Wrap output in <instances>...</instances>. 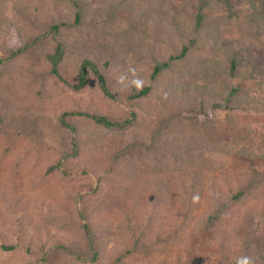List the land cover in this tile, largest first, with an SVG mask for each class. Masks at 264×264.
I'll use <instances>...</instances> for the list:
<instances>
[{"label": "trees", "instance_id": "1", "mask_svg": "<svg viewBox=\"0 0 264 264\" xmlns=\"http://www.w3.org/2000/svg\"><path fill=\"white\" fill-rule=\"evenodd\" d=\"M97 1L98 4L90 0H0V79L6 80L8 77L13 87L21 84L25 93L27 91V96L24 94L22 98L10 95L16 100H10L6 92L0 91V133H5L11 141L25 140L27 145L33 147L34 150H29L34 155L50 157L45 175L59 173L65 179H74L85 177L92 170L95 176H99L94 186L71 192L75 194L73 201L69 200L45 215L35 216L39 208L35 210L36 213L30 214L26 209L16 210V207L10 206L12 218L8 222L16 230V241L1 243L0 247L8 251L23 249L30 259L22 264H126L125 256H133L147 245L150 248L158 242L162 222L155 221L163 218L159 214L162 203L180 195V210L176 215L182 219L178 221L173 216V222L169 224L172 227L171 235L175 237L194 219L192 212L198 207L196 197L200 196L204 183H211L214 174L220 172L223 181L221 193L212 190L214 184L207 193L209 201H215L218 206L197 226L211 231L218 224L227 227V221L219 220L224 210H240L247 193L264 184V171L260 169L250 167L249 176L239 181V176L226 167L233 154L264 159V130L256 135L257 142L249 140L235 148L214 138L213 109L240 107L255 112L264 111L263 98L232 83L237 78L248 76L252 79L254 72H260L256 60L250 56L239 57L240 48H232L221 36L220 11L228 10L226 18L237 17V2L159 0L162 3L159 11L152 14L151 22L161 31L162 38L157 36L156 39H162L160 42L164 49L158 47L151 50L154 55L149 60L154 62L149 74L150 81L136 84L131 82L135 74L131 69H120L124 72L119 78L117 67L119 63L126 65L123 61L125 58L129 61L127 66L139 59L140 67L146 56L143 43L151 34L147 22L149 18L144 20L136 12L142 9L146 0ZM127 7L132 8L130 14L122 12ZM249 9V17L245 21H253L258 26L252 40L261 45L258 33L264 30V0H250ZM137 29L142 30L143 34L132 36ZM11 32L18 37L19 44L9 48L5 38ZM200 40L211 46L213 50L209 53L226 76L222 91L213 87L216 77L208 83L203 78L195 77L202 69L189 57L201 46ZM75 51L79 53V60L68 64L69 57ZM244 53L249 55L248 51L244 50ZM23 58L29 64L44 62L47 66L41 67L35 74L24 73L22 80L21 71L16 70L20 68L15 67L14 62ZM182 63H189L194 69L188 77L173 74L171 70ZM10 65L15 67L14 71H11ZM32 69L26 68L28 73ZM114 74L116 78H110ZM44 75L53 78L48 88L43 81ZM263 81V78L256 81L258 89ZM55 84L70 88L73 92L90 88L99 98H102L101 94L110 100L117 98L115 90L118 89L125 99L117 114L102 112L89 102L84 104L83 109H64L56 114L46 108L42 113L36 103L42 98L38 104L46 105ZM139 99L155 103L150 107L151 110L155 109L158 117L149 124V131L143 134L145 136L125 140L124 133L137 119ZM15 144L3 153L7 155L13 152ZM130 159L133 161L127 165ZM12 168V174L19 171L17 165ZM182 172L188 176V182L181 187L171 176L162 175L180 176ZM101 177L104 183L111 186L117 185L118 181L122 185L124 181L126 184L129 182L126 190L140 192L141 198L136 196L132 202H141V209L131 206L123 213L125 220L119 226L128 229L132 240H122V246L113 244L116 243L113 238L117 233L109 230L104 220L108 209L112 205H119L112 203V188L102 197L94 195ZM132 193L127 196H132ZM66 196V200L71 199L70 194ZM121 196L126 200V195ZM71 203L72 206H68L71 208L68 215L70 220L67 214L64 216L62 213L65 206ZM95 211L97 223L92 215ZM250 214L256 216L253 211ZM237 217L235 224L227 227L223 240L245 243L247 252L249 243L256 241L255 236L263 230L253 231L250 242L246 241L248 233L242 228L240 231L234 228L240 221ZM1 219L3 221L4 217ZM49 222L52 223L48 225ZM0 223L2 225L4 221ZM26 225H32L33 230H18V227ZM49 226L63 230L65 241L51 234ZM7 227L11 229L10 225ZM211 232L213 236L217 235V231ZM258 256L251 252L228 264H264V255L260 254L259 261L256 259Z\"/></svg>", "mask_w": 264, "mask_h": 264}, {"label": "rangeland", "instance_id": "2", "mask_svg": "<svg viewBox=\"0 0 264 264\" xmlns=\"http://www.w3.org/2000/svg\"><path fill=\"white\" fill-rule=\"evenodd\" d=\"M30 1L32 2L34 0ZM233 1L234 4L237 2L236 6H238V15L235 18H229V16L226 18V15L229 14L228 10L223 9L220 11V16H222L220 18L222 21L220 24L221 36L228 41L232 48H240V53L238 54L239 57L249 58L250 56V58L256 60L255 62L258 63L261 73L256 71L254 72L252 79L247 78V76L241 79H233L232 83L249 90L251 93H257L264 99V81L259 89L256 87V81L262 78L264 80V30L258 33L260 35V43L262 42L261 45H258L257 42L252 40V37L255 36V33L258 31V26H256L255 23H252V20V22L245 21L246 17H249L248 13L250 10V0H244L243 2L242 0ZM90 2L98 4L97 0H90ZM161 3L162 2L159 0H146V4L141 7L142 9H138L140 11H136L141 18H144V20L149 18L147 22L151 34L150 37H147L145 39L146 41L143 43V53L146 56L143 57L142 65H140V67L139 59L131 62L129 64L131 66H127V63H129L127 58L123 59V61L126 62V65L119 63V66L117 67L119 78L124 72L120 70L123 68L125 71H127V69H131L135 73L133 75V79L131 80L133 83L137 84L150 81L149 74L152 70L151 66L154 62L151 61V59L149 60V58L154 55V52L151 50L158 47L159 49H164L163 43L160 42L162 39H156L157 36L162 38L161 31L158 29V26H153L154 24L151 22V19H153L152 14H155V11H159ZM179 6L180 5H178V7ZM214 7L220 8V6L217 5ZM131 10L132 8L127 7L124 8L122 12L130 14ZM162 18H164V16H162ZM124 26H126V24ZM152 26L153 29L151 28ZM133 32L135 33L132 34V36H138V34L142 33V30H134ZM5 39L9 48L19 44L17 40L18 37H16L14 32L8 34ZM199 43H201V46H199L193 55H191L192 57H189L202 69L195 77L203 78L204 82L207 83L210 82L213 77H216L213 87L219 88L220 91L224 90L222 88L224 82L226 81V76L222 73V69L215 64L214 57H212L209 53V51H212L213 49L211 46L204 44L202 40H200ZM244 50L248 51L249 55H246ZM155 56L157 57L158 55L155 54ZM78 60L79 53L75 51L74 55L69 57L68 64L69 62H72V64L76 63ZM14 65L15 67L20 68L16 70L21 71L20 78H22V80L25 78V74H35L40 71L41 67L45 68L47 66L44 62H38L35 65L29 64L25 58L16 60ZM15 67H11V65L9 66L11 71H14ZM29 67H32L33 69L28 73L26 68ZM113 69L115 70L114 65ZM171 70L174 71L173 74H180L188 77L194 69L189 63H182L177 64L176 68L173 66ZM110 78L115 79L116 75L114 74ZM8 80V77L6 80L4 78L0 79L1 92H6V95L9 97L11 95L13 97L19 96L22 98V95L24 97V94L27 96V91L25 93V89L23 88L24 86L18 84L17 87H13ZM160 80L161 78L157 81ZM43 81L46 82V87L48 88L50 87V83L53 82V78L51 76L44 75ZM199 83H201V81H199ZM53 88V94L48 100V103H46L47 106L45 103L44 106L42 103L38 104L41 102L42 98L36 103V106L42 111V113L46 108H48V110L52 109L51 112L54 111L56 114L64 109H74L79 107L83 109L84 104L89 102L91 106L102 109L100 110L102 112L108 113L109 111H112L117 114L120 104L122 105L123 100L125 99V95L121 94L118 89L115 90L117 98L110 100L101 94L99 95L102 98H99L96 93L90 90V88L84 90L83 92H73L70 88L57 84L53 85ZM8 89L13 93L11 94V92H8ZM61 89H63V91H61ZM259 96L258 98H260ZM10 100L16 99L10 97ZM141 100L142 99H139L140 105L136 106V110L138 111L136 121L124 133L125 140L136 136L141 137L143 134L146 135L149 131V124L152 123L154 118L158 117L157 113H155V109L151 110L150 107L154 106L155 103L148 99ZM211 112L215 128L214 138L231 145L234 148L240 147V145L249 140L257 142L256 135L264 130V111L255 112L251 109L244 110L240 107H236L235 109L226 110L213 109ZM6 137L7 135L5 133H0V158L2 159L0 160V222L4 221L2 225L0 223V246L1 243L10 244L15 243L16 241V230L14 231L12 225L8 222L11 221L10 219L12 218L10 206L16 207V210L26 209L30 214L36 213L35 210L39 208L40 211L34 215H45L49 210H52L57 206L62 207L63 204L68 203L69 200L73 201L75 194L73 195L71 192L88 190L89 187H92L95 183H97L98 180L96 178L99 177L98 175L95 176L90 169L87 176L76 177L74 179H65V177L61 176L59 173H49L48 175H45V168L51 161L50 157L48 158L47 155H34L33 151L29 150H34L33 147L30 144L27 145L25 140L15 139L14 141H11L8 140L9 138L7 137V142ZM14 144L15 146L13 148V152H9L7 155L6 153H3ZM132 161L133 159H130L127 162V165L132 163ZM13 165H17L18 169H16L19 170L16 174H12L14 171V168H12ZM226 167L231 170L234 175L239 176V181H241L243 177L249 176L248 173L250 171V167L264 171V159L233 154L226 164ZM209 174L212 176V173ZM162 175L171 176L170 178L177 182L179 187L188 182L186 181L188 176L185 175L184 172H182V175L180 176L167 175L166 173ZM221 178V173L216 172L212 177L211 183H204L200 196L196 197L198 207L192 212L195 215L194 219L191 221L190 226H187L186 228L184 227V230L179 231L175 237L171 235L172 227H169V224L173 222V216L177 217L176 213L180 210V195L178 194L177 196L171 198L169 202L162 203L160 207L163 208L159 207V214H161L163 218L155 221L159 222L161 220L162 222L161 232L157 235L158 242L150 248L147 245L145 249L137 251L133 256H125L124 262L126 264H228L232 260L250 255L251 252H255L257 256L259 255L258 258H256L259 261L260 254L264 255V184L247 193L245 204L242 205L240 210L236 212L224 210V215L219 217V220L227 221V227H230L235 224L236 221L234 219L238 216L237 218H239L240 221L234 228L237 229V231H240L242 228L245 233H248V239L246 241L249 242L252 238L251 235L254 234L253 231L263 230L258 233L254 239L258 241L259 244L256 241H251L249 243L250 249L247 252L244 248L245 243H240V241L237 240H232L231 242L223 240L224 233L228 230L225 225L222 226L221 224H218L217 228H213L211 230L214 233L217 231L216 236H213L211 231L202 230L201 227H197L200 224L199 222L205 220L207 216L216 210L218 206L215 201L212 203L209 201L210 198L207 197V193L211 191L213 184L214 189L212 190L221 193L220 189L223 187V181ZM101 180L102 181L98 182L97 191L94 195L98 198L99 196L102 197L105 192H108L110 187L112 188L113 192L111 193V198L114 197L112 203H119V205H112L110 210L108 209L106 212L104 220L108 225L107 227H110L109 230H115V233H117L113 238V242L116 243L113 244L122 246L123 244H121V241L124 240V242H126L132 240V235L128 232L127 228L119 225L125 220L123 213L129 210L131 206H134L137 210L141 209V202H132L136 196L141 198L139 194L140 192H137L138 190L133 191L132 189L126 190V185L129 183L128 182L126 184V181H124L125 184L123 185L118 181L117 185L113 184V186H111L110 184L104 183L103 181L105 180L103 178ZM129 193H132L133 195L127 196ZM69 194L71 199L66 200V195ZM122 194L124 196L126 195V200L121 198ZM107 198H110V196ZM116 198L118 199L116 200ZM62 199L63 201H61ZM72 203L69 205L65 204V211H63L64 213H62V215H70L69 213L71 208H68V206H72ZM7 209L8 213L6 212ZM250 209H252L251 211H253L256 216L260 213L259 218H262V220L254 215H251V211H249ZM13 210L15 209L13 208ZM247 211H249V213H245ZM92 215L94 216L93 218L95 223H97L98 218H95V216L98 217V215L96 214V211ZM2 216L4 217L3 221H1ZM68 219L71 220L69 216ZM177 219L180 221L182 218L177 217ZM50 223L52 222H49L48 225ZM9 225L11 226V229H8L7 226ZM27 225L22 228L18 227V230L23 231L25 228L26 231L33 230L32 225ZM48 225L46 227H48ZM50 227L51 226H49V228ZM49 232L54 236H58V239H63L65 241L63 237L66 234L63 230L51 227ZM68 236H70L69 233ZM148 243L149 240H147V244ZM255 244L257 245L255 246ZM29 259V254H26L23 249L17 248L13 251H8L0 247V264H22L24 261Z\"/></svg>", "mask_w": 264, "mask_h": 264}]
</instances>
